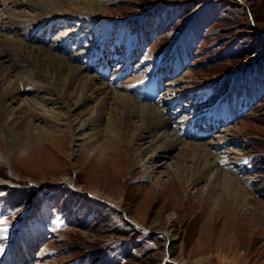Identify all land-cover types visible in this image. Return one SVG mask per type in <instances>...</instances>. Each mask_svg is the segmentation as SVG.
<instances>
[{
	"label": "rangeland",
	"instance_id": "obj_1",
	"mask_svg": "<svg viewBox=\"0 0 264 264\" xmlns=\"http://www.w3.org/2000/svg\"><path fill=\"white\" fill-rule=\"evenodd\" d=\"M105 1L101 23L84 26V20L80 26L78 19L51 32L48 21L29 44L39 46L37 39L45 37L43 46L55 51L56 38L73 29L66 52L58 51L66 57L104 43L113 57L94 50L83 58L92 59L87 72L123 93L140 80L161 84L152 102L160 93L175 99L161 105L170 116L198 119L182 137L216 142L211 150L222 179L206 172L193 188L194 175L202 173L198 158L178 147L158 153L156 166L148 163L150 151L139 150L136 136L132 147L123 142L132 156L124 154L119 166L98 165V159L82 156L92 133L84 121L79 140L68 133L59 151L49 141L30 160L0 151L6 176L0 184V264H264V0ZM6 10L22 13L30 26L40 24L35 6L0 0V19L9 15ZM2 33L20 37L22 31ZM65 76L52 80L50 74V80L62 88ZM104 96L93 95L91 108L98 109ZM144 100L150 101L149 94ZM107 104V110H122L113 99ZM51 108L50 116L56 113ZM108 117L103 113L102 121ZM225 155L231 163L221 159ZM41 232L46 236L36 239Z\"/></svg>",
	"mask_w": 264,
	"mask_h": 264
},
{
	"label": "bare ground",
	"instance_id": "obj_2",
	"mask_svg": "<svg viewBox=\"0 0 264 264\" xmlns=\"http://www.w3.org/2000/svg\"><path fill=\"white\" fill-rule=\"evenodd\" d=\"M10 1L15 5L21 4L30 8H34L35 6L40 11L36 14V18L40 24L30 26V21L21 18L22 13L15 12L14 10L11 13L6 10V14L9 13L6 17L1 15L3 17L0 19L1 153L4 154L7 151L14 155L18 153L20 156H28L30 160L31 157L33 158V152L36 147L45 146L46 141H49L50 145L52 144L53 150L59 151L60 145L58 146V143L63 142L68 137V133L74 139L79 140L78 135L82 131H86L80 127L86 122L89 125L86 129L92 133L89 141L85 144L87 150L83 152L82 156L87 157V160L89 158L90 161L98 159V165L103 164L106 167L108 165L116 166L118 165L117 163H120L119 160H121L124 154L132 156L131 149L123 147V142L125 141L132 147V136H136V140L140 141L142 145L146 139L156 136V140L150 146L142 147L141 145L139 149L143 153L144 151L145 153L149 151L152 153L149 156L148 163H153L157 166L162 157L158 159V153L170 154L175 148L180 147L183 154L193 155L194 158H198L197 160L203 164L202 173L198 172L197 175L195 174L194 180L190 183V185H194L193 188L201 181L203 173L209 172L216 178H221L222 172L220 173L217 157L214 156L211 150L216 142L213 140L208 143L189 139L185 140L182 137L184 135L186 138L190 134L193 124L198 119L193 117L194 119L191 120L186 118L180 120L178 116H170L161 105L164 100H168V103H171L175 99H169L160 95V93L156 96L155 101L152 102L151 98L155 96L156 90L162 89L161 84H158V82L156 84L152 82L145 84V81L140 80V84L135 85L132 89L124 86V90L126 91L123 93L110 89L102 81L101 76L99 77L96 74H89L87 72L91 66L92 59L89 57L87 62H85L83 58L92 55L94 50H98L97 52L100 55L103 54L101 56L106 58L108 56L110 58L113 57L112 50H109V48L107 50L104 43L99 44L95 48L91 47V45L85 46L82 51L77 52L73 56L66 57L58 53V51L62 53L66 52L65 44L70 39L68 38L69 33L76 30L73 29L56 38L55 41H59L60 43L54 45L53 49L57 52L52 51V45L49 48L43 46L45 44V37L42 40L41 38L37 39V42L40 44L39 46L29 44L28 38L35 42V32L40 30L48 21L50 22L47 24V30L51 29V32L57 29L58 25L63 26L70 22L76 23L75 21L78 19H82L80 26L83 25L82 21L84 20V26L88 23L90 25L101 23L102 20H99V17L104 18L102 7L106 2L105 0H68V3L64 0H60L59 3H57L58 1L51 2V0L47 2L46 0ZM5 4H7V1H3L2 5ZM4 7L2 10L5 12ZM12 13L17 16H14ZM13 28L22 31L20 37L2 33L3 30ZM29 47H32V50L28 51ZM97 60L98 58L93 59L95 62ZM81 61L84 62V65H82L83 62L81 64ZM108 63L106 59L107 66L109 65ZM50 74L52 80L54 75L57 78L60 75H66L67 81L64 80L65 78H61L65 81L61 85L62 88L53 85L57 82L52 84ZM121 74L123 75V73ZM137 79H141V77H137ZM77 81H80V83L79 86H75L78 87L75 91L74 85ZM122 84H125V82ZM28 87L33 88L28 89ZM79 89L81 90L79 91ZM130 91H132V95H129ZM30 92H32L31 95H27ZM101 94H105V96L100 102V107L98 109L91 108L90 100L92 96ZM148 94L150 101L144 102ZM108 99H113L115 104L120 105L122 110L110 108L108 111ZM50 105L56 108V113H53L52 116L48 114ZM53 108L51 109L53 110ZM107 112L109 117L104 122L101 117L103 113ZM232 114L233 110L230 109L226 120ZM135 118H138L140 124H137L134 120ZM35 121H39V124ZM185 124L189 125V129L184 127ZM62 126L65 129H60ZM51 127H54L55 130L50 131ZM176 128H180L179 131ZM181 129L185 132L180 131ZM57 137L61 139H56ZM1 157L2 155L0 154V159ZM12 158L15 159V157ZM12 158L11 160H13ZM221 159L228 162L230 158L225 155ZM110 161H112L111 165ZM153 173H155V170H152L147 177L152 178L153 176L151 175ZM223 175L225 178L228 174L223 172ZM5 177L0 171V184H5ZM228 178L233 179L230 176ZM69 181L72 182L71 179ZM92 193L97 197L101 196L99 195V191ZM108 200L114 204L117 202L114 199ZM47 217L51 219L49 215ZM58 223L59 220L57 219L52 222V226L56 228L58 227ZM45 236L46 233L41 232L36 239H41ZM25 254H30V247H25Z\"/></svg>",
	"mask_w": 264,
	"mask_h": 264
},
{
	"label": "snow or ice",
	"instance_id": "obj_3",
	"mask_svg": "<svg viewBox=\"0 0 264 264\" xmlns=\"http://www.w3.org/2000/svg\"><path fill=\"white\" fill-rule=\"evenodd\" d=\"M4 223H6V221ZM4 231L7 232V228H4Z\"/></svg>",
	"mask_w": 264,
	"mask_h": 264
}]
</instances>
